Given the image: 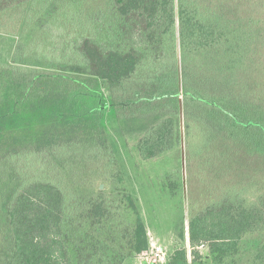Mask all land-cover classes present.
I'll return each instance as SVG.
<instances>
[{"label":"trees","instance_id":"16d2710c","mask_svg":"<svg viewBox=\"0 0 264 264\" xmlns=\"http://www.w3.org/2000/svg\"><path fill=\"white\" fill-rule=\"evenodd\" d=\"M262 22L264 0H0V30L21 38L14 62L0 63V264H123L150 251L114 123L150 120L143 160L176 146L185 117L212 146L263 163L264 86L218 95L204 79L219 53L240 56L238 28L248 64L264 58ZM209 165L210 201L191 210L188 245L167 264H264V179Z\"/></svg>","mask_w":264,"mask_h":264},{"label":"rangeland","instance_id":"374dc122","mask_svg":"<svg viewBox=\"0 0 264 264\" xmlns=\"http://www.w3.org/2000/svg\"><path fill=\"white\" fill-rule=\"evenodd\" d=\"M20 42L19 36L0 30V63L12 64L14 62L13 56L17 55V47ZM233 43L239 45L237 47L240 56L231 59V56H228L230 52L219 53L218 57H213L212 61V65L216 64V73L212 72L204 79L206 83L216 86L218 95L230 93L244 97L243 86L248 85L249 90L252 87L264 86V77L257 72L264 67V58L256 57L248 64L247 28L235 30ZM256 51L264 56V50L259 49V46ZM228 67H231L232 70L227 69ZM236 84H239L241 90L236 87ZM260 92L264 93L262 87H260ZM150 123V120L121 121L116 125L114 123V127H111L110 130L111 140L115 145L126 184L138 198L143 210L149 236L164 244L171 256L175 250L188 245L187 230L191 210L196 211L205 204V200L210 201L208 190H210V185H213L214 178L208 171L209 164L217 165V177H220V174L227 167L228 170L235 169L236 176L248 177L250 175L252 177L250 182L253 183L260 178L264 179L262 177L264 173H258L259 170H263L264 161L262 163L261 158H257L256 155L248 156V160H246L234 150L223 152L219 141H216L212 146L207 142L208 132H206L203 124H198L193 129L188 128L185 117L180 118L178 124V143L176 146L154 159L143 160L136 149V145L144 133V128ZM188 130H191L195 137L190 147L193 157L196 156L194 159L187 157ZM214 148L217 152L216 162L212 157ZM173 179L177 180V188L175 189L170 188V181ZM105 187L106 184L103 183L102 188ZM222 187L224 190L225 187ZM235 188L236 184H233L232 191ZM180 231L185 234L184 238L180 235ZM243 248V250L248 249V244ZM198 250L202 256L208 254V246L199 247ZM244 256L247 258L248 252L245 251ZM191 259H193L192 256ZM196 261L194 264L210 263V260L205 258H198ZM123 264L148 263L139 257H134L127 259Z\"/></svg>","mask_w":264,"mask_h":264},{"label":"built area","instance_id":"2783aa9c","mask_svg":"<svg viewBox=\"0 0 264 264\" xmlns=\"http://www.w3.org/2000/svg\"><path fill=\"white\" fill-rule=\"evenodd\" d=\"M151 247L150 251L140 257L143 261L148 264H167L169 259V252L166 246L158 241H156L153 237H150ZM206 244H201L199 247H204ZM190 251L192 250L191 246ZM198 247V249H199Z\"/></svg>","mask_w":264,"mask_h":264}]
</instances>
